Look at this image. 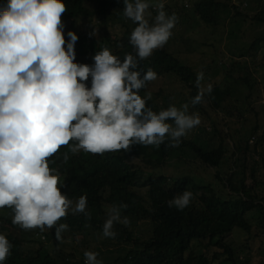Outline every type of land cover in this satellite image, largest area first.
I'll return each instance as SVG.
<instances>
[{
	"label": "trees",
	"instance_id": "1",
	"mask_svg": "<svg viewBox=\"0 0 264 264\" xmlns=\"http://www.w3.org/2000/svg\"><path fill=\"white\" fill-rule=\"evenodd\" d=\"M62 2L67 7L62 21L70 23L74 30L79 19L84 22L93 19L101 21L102 36L99 39L93 35H78L76 31V63L93 65L94 55L104 48H108L121 61L126 54L135 55L130 37L137 25L123 16L124 0L120 4L111 0ZM6 3L7 0H0V11ZM148 3L151 6L156 1L148 0ZM164 5V10L172 14L171 5ZM230 8L228 3L221 0H199L194 5V14L202 23L217 27L221 14L226 13L229 17ZM152 14L155 18L157 10H152ZM108 20L120 25L121 35L110 31ZM256 23L264 24V16L256 18ZM260 45L263 50L264 32L255 38L249 49L250 52L255 51L253 61H259L264 68V52L261 55L256 53V47ZM239 51L243 56L247 52L242 48ZM149 68L157 74V79L140 91L141 97L146 96L153 82L162 83L169 77L176 78L188 91V98L184 102L189 103V107L198 112L201 118L203 115L208 117L211 131L200 127L195 138H182L178 148H167L166 142L159 149L133 145L129 151L100 155L83 150L73 154L70 147L75 144L74 141H70L69 146H62L57 154L49 158V167L55 169L53 174H59L61 192L69 199L75 202L81 196L87 197V211L91 214L89 220L83 213L73 215L69 211L67 217L58 222L68 225V230L62 235L80 239L81 235L95 233L100 238L111 206L127 204L128 208L122 210L121 215L129 218L130 225L117 223L114 226L117 235L115 239H109L132 249L112 264H241L235 256L234 246L229 242L230 236L239 231L248 235L250 240L253 232L250 215L256 216V228L264 235V182L258 178L259 169L255 161L257 146H264V128L257 139L261 131L258 125L249 133L242 125L241 129L236 130L238 141H234L226 128H229V120L238 116L240 122L244 119L242 112L239 110L236 113L233 108L232 100L236 94L244 99V105L252 107L253 96L257 93L254 73L248 68L239 72L237 68L240 67L232 65L225 75L232 84L225 88L213 84L210 94L205 91L206 102L192 107L190 101L198 94L196 69L186 65L166 48L158 49L151 57L139 61L135 70L143 74ZM86 83L90 88L91 77ZM161 92L163 90L158 92V96ZM146 106L157 113L160 111L155 100H148ZM169 106L166 105L163 110ZM220 115L223 116V128L219 127L215 119H219ZM239 121L236 123L239 124ZM203 135L206 139H203ZM214 137L219 143L217 147L211 148L210 141ZM252 142H256L254 146ZM65 153L69 157L67 162L63 159ZM176 153L180 157H192L194 162L204 168L214 170L215 182L206 184L195 179L194 174L191 177L165 175L164 168ZM132 157L139 160V164H134ZM186 189L194 193L190 206L184 211L169 208L168 201ZM0 212V220L13 225L12 209L5 207ZM141 227L144 228L143 233ZM28 231V234L19 236H8L0 231L12 245L11 255L4 264H85V260L79 259L75 253L62 251L53 256L49 252L46 242L55 237V227L51 230L36 228ZM32 242L39 247H34ZM195 242L205 249L203 253H197Z\"/></svg>",
	"mask_w": 264,
	"mask_h": 264
},
{
	"label": "clouds",
	"instance_id": "2",
	"mask_svg": "<svg viewBox=\"0 0 264 264\" xmlns=\"http://www.w3.org/2000/svg\"><path fill=\"white\" fill-rule=\"evenodd\" d=\"M124 5L123 16L137 25L130 37L135 55L126 54L121 61L104 48L91 66L75 62L78 36L74 29L64 34L67 7L62 0H7L0 11V209H12L13 225L23 230L55 227L59 241L68 225L58 222L69 211L91 219L87 197L69 199L61 192L59 174L49 167V158L70 141L75 142L70 147L73 154L83 150L103 155L129 151L133 145L159 149L166 142L167 148H178L201 124L199 113L189 112V103L157 113L146 106L151 93L143 98L139 94L157 79L151 68L143 74L136 71L139 61L168 43L178 17L168 15L160 2L150 23L147 0H124ZM202 81L200 72L192 107L206 102ZM211 90L209 85L207 93ZM63 159L68 161L67 153ZM193 199L194 193L186 189L169 200L168 207L184 211ZM127 208L111 206L104 238L115 239L117 223L130 225L121 215ZM11 248L0 234V264ZM98 256L85 251V264H103Z\"/></svg>",
	"mask_w": 264,
	"mask_h": 264
},
{
	"label": "rangeland",
	"instance_id": "3",
	"mask_svg": "<svg viewBox=\"0 0 264 264\" xmlns=\"http://www.w3.org/2000/svg\"><path fill=\"white\" fill-rule=\"evenodd\" d=\"M116 4H120L122 0H111ZM156 3L151 5L147 12L151 13L149 16L146 12V19L154 20L152 10H156L155 5L163 2L169 3L172 14L178 17V23L172 29L173 35L169 39L168 43L163 47L170 53L174 54L178 58H181L186 65L196 69V73L203 72L202 86L205 91L209 85L218 84L223 88L226 85L232 84V81L226 80L225 75L232 65H236L237 70L240 72L248 68L254 73V81L256 83V91L253 100L251 102L252 107L244 105V99L241 95L236 94L231 101L236 113L239 110L242 112L244 119L240 122L239 116L232 120H229V128H226L229 133L234 137V141H238V135L236 130L241 129L244 126L247 132H251L255 126H259L261 131L257 134V139L262 135L264 128V68L259 64V61H253L254 53L250 52V46L256 37L260 36L264 32V24L256 23V18L264 16V0H221L230 5V14L227 18L226 13L221 14L220 25L217 27L209 26L200 21L194 14V5L199 0H155ZM9 2V1H8ZM148 2V0H147ZM158 2V3H157ZM172 2H175L173 6ZM177 7V8H175ZM168 14V15H172ZM110 31L113 34L121 35L122 28L118 23L108 20ZM75 27L80 35H93L94 38L99 39L102 36L100 32L101 21L93 19L84 22L82 19L76 23ZM133 28V26H132ZM73 30L70 23L64 24V34ZM257 43V42H256ZM259 45V44H257ZM240 48L245 49V56L241 54ZM264 49L262 46L256 47V53L258 55L263 54ZM223 65V68L221 66ZM256 70V73L254 72ZM239 75V74H237ZM162 94L158 96V92ZM151 93V101L155 100L159 110H163L166 105H175L181 107L185 104L186 98H188V91L184 89L180 81L176 78L169 77L164 82H153L149 90ZM147 92V93H149ZM164 94V96H163ZM237 104V105H236ZM189 112L193 111L189 107ZM201 118V117H200ZM219 127L223 128V116L220 115L219 119L215 117ZM220 120V121H219ZM235 120V121H234ZM239 121V124L236 123ZM206 128L209 131L211 124L207 116L203 115L201 118V124L192 130L187 139L195 138L197 129L200 127ZM240 138V137H239ZM256 138V137H255ZM203 139L206 136L203 135ZM253 141H255L253 139ZM218 139L214 137L210 141L211 148L218 146ZM252 142V145L254 146ZM232 144V142H230ZM194 158L174 154L171 159L168 160L167 165L164 168V174L171 177L185 176L191 177L194 174L197 180H202L204 183L215 182V171L212 169L204 168L200 163L193 161ZM264 146H257V153L255 154V161L258 164L259 174L258 178L260 182H264ZM131 161L134 164H139V160L132 157ZM162 172V170H161ZM158 173V172H157ZM250 223L253 226V232L248 240L249 236L239 231H235L230 237L229 242L235 248V256L241 264H264V235L256 228L257 218L255 215L249 216ZM0 231L8 236H16L20 234H28V230H23L20 227L11 225L5 221H0ZM141 233L144 232V228L141 227ZM32 235V234H31ZM34 247H39L32 242ZM197 253H203L205 249L199 246V242H195ZM46 246L49 252L54 256L56 253H75L79 259H84L85 251L98 252V259L103 261V264H112L124 257L131 249L130 246L119 245L117 242L110 240L109 238L96 237L95 233L81 235V238L73 239L69 235H62L61 240H57L56 236L52 240H47ZM134 247V246H133ZM214 264H219L215 262Z\"/></svg>",
	"mask_w": 264,
	"mask_h": 264
}]
</instances>
